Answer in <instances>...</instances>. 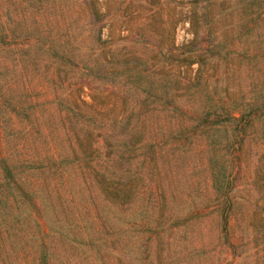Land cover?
Wrapping results in <instances>:
<instances>
[{
  "label": "rangeland",
  "instance_id": "374dc122",
  "mask_svg": "<svg viewBox=\"0 0 264 264\" xmlns=\"http://www.w3.org/2000/svg\"><path fill=\"white\" fill-rule=\"evenodd\" d=\"M138 3L101 1L100 24L115 51L137 50L148 68L165 65L193 76L195 55L185 66L177 59L186 50L195 53L196 32V46L206 47L199 60L207 87L222 99L224 91L248 90L251 74L264 70L256 64L264 60V0H162L173 10L165 31L145 19L146 7L128 15ZM88 9L80 0H0V84L14 82L13 104L5 107L11 120L1 113L2 146L16 144L5 135L17 121L19 149L39 160L21 167L20 191L6 189L0 171V264H264V127L256 122L254 134L233 139L238 143L201 151L195 99L194 114L182 115L176 96L154 122L146 119L142 134L125 136L144 93L125 82L128 99L111 105L114 97L101 89L123 84L115 71L76 68L93 62L84 53L92 43ZM31 37L51 50L19 45ZM72 41L80 42L82 55L69 60L63 47ZM187 87L195 88V78ZM172 93L169 99L179 94ZM73 123L83 124L79 136L99 134L95 162L109 180L84 176Z\"/></svg>",
  "mask_w": 264,
  "mask_h": 264
},
{
  "label": "trees",
  "instance_id": "16d2710c",
  "mask_svg": "<svg viewBox=\"0 0 264 264\" xmlns=\"http://www.w3.org/2000/svg\"><path fill=\"white\" fill-rule=\"evenodd\" d=\"M101 1L102 0H80L81 4L89 8V17L93 19L88 28L87 34V37H90L88 35L91 34L92 43L84 52L89 58L93 59V62L91 65L87 66L84 64L83 67L80 66L76 68L83 70L92 69L95 70V72L98 70V72L100 71L103 73L102 75H107L110 74V72L115 71V73L120 77L119 83L122 81L123 84H120L119 89L114 87L117 89L116 91H113L114 89L111 88L112 86H110V88L105 87L104 89H101L102 93H105L107 96L109 95L114 97V101L112 104L110 103L111 105L117 103L118 99L120 102H125V100L128 99V97H125V93L122 88L124 87L125 82L130 83V85L135 88L140 87L142 89L141 92L144 93V96H142V100L138 105V111L135 119L136 123L130 124V122H128L125 125V129L127 130L126 134H124L125 136H130L132 138L142 134L146 130V119H150L154 122L153 120L156 119L154 118L155 116H161L163 114L165 109L164 103L173 102V100L176 99V96H178V99L182 103V107L178 108L182 115L190 116V114H194L192 104L195 99V137L198 141L196 145L201 151L209 149L213 152H219L223 150L228 143H238L233 141V139L238 136L241 138L245 135L249 137L254 134L256 128L253 126L259 127L256 122H259L261 127H264V70H257L251 74L250 81L252 84L248 87V90L245 88L238 90V88H236L232 91H224V99H222L218 96L215 90L207 87L208 74L202 67L203 65L199 60V51L202 52L206 50V47L199 48V46H196V32L195 53L191 50H186V56L181 54L183 55L182 58L177 59L178 65L185 66L190 64L191 57L195 55V62L198 63L193 75L195 77L191 76V73H187L185 70L180 69L177 70L176 74L175 72H171V70H169L165 65L154 66V64H152L150 67L153 68H148V66L145 65L146 59L137 50L126 51L125 49H120L117 52L111 48L113 36L110 31L104 36L103 26L100 24L105 17V14H103L99 9ZM196 1L197 0H195V4ZM138 2L139 3L128 12V15L140 14L142 9H145L146 7V11L148 8V12L145 19L149 20V22L159 21L158 27H161L162 30L165 31L163 24L168 17L172 18L173 14H170V12L173 10L169 11L162 7V0H138ZM130 3L131 0H128V4ZM97 5L98 8L96 7ZM111 28H113V30L115 29L114 23L111 24ZM45 30L46 34L49 36L50 30ZM125 30L127 31V29ZM50 36L51 38H54L53 34ZM59 38L60 37H58V39ZM58 41L62 42L64 40ZM32 44H37L40 48L46 51L51 50L50 44L40 41L38 37H31L26 41H22L19 45H21V47L26 46L27 48H30ZM79 44L80 42L75 43L72 41L70 46L63 47V52L67 57L74 53L81 56L82 54H80L78 50ZM5 49L7 51L10 50L12 54H17V49H11L8 44L5 46ZM167 51L170 52V50ZM261 63L264 64V60L263 62H256L257 65H261ZM73 64L74 59H71L70 65L73 66ZM166 68L168 69L167 71H165ZM194 78L195 88L187 87L188 82ZM12 84H14V82L8 83L6 81L0 84V171L1 180L4 183L6 182L5 188L11 190L18 188L20 191V172L23 169H21V167H24V165L27 166L26 164L29 161V163L32 164L34 162L31 161L39 160H35L38 156L23 152L19 149L22 148L24 144H21L22 142L20 143L19 140H16L18 137H14V133H16L14 131L18 129L17 121L15 123H11L8 134L5 135L7 139L11 138L10 140L14 141L16 144L13 148L7 149L2 146V139H4L2 138V129H4L2 117L6 114L8 115L9 120H11L12 115L11 112L5 111V107L13 104L14 97L10 95V92L12 91L10 89L13 88ZM174 84H176V86ZM148 89H154L155 91H150ZM177 91L179 94H174V97H170L169 99L168 95H172V92ZM204 96L207 97L206 101L202 100ZM235 98L240 100V103L235 104L236 106H234V103H237ZM149 105L150 107H148ZM172 108L174 107L171 106V109ZM10 110L17 112L16 107L11 108ZM131 110H133V107ZM2 112L4 113L3 116H1ZM15 118L16 116L14 117V120ZM120 118L122 117L120 116ZM188 118L193 120L191 117ZM73 125L72 129L76 136H74V133L72 132L71 138L75 139L80 146V154L83 158L82 161H84V163L80 166L84 176L85 174L92 176L90 177V180L96 182L109 180L110 176H106L105 168H101V166H98L99 163L95 162V153H97V146H95V144H98L99 134H93L94 130H88L86 133H83L82 136H79L78 130L79 128H83V124L81 123L78 128H76L75 123H73ZM189 125V122H187V124L184 122L183 128L187 130ZM67 127L68 131H72L71 125ZM23 129L24 128L21 127V131ZM188 131L192 134L194 133L193 129H188ZM221 132H223L224 135H221ZM118 135H122V132L118 133ZM110 137L112 138L113 136ZM216 137L221 139L218 142H214V138ZM200 138L201 140H198ZM229 138L230 141H228ZM115 139L119 143V138L115 137ZM125 140L126 139H123L124 142ZM127 141V144H123L126 145L125 151L128 152L132 145L130 146L129 138ZM109 143H112V141ZM111 145L113 146V143L110 144V146ZM236 150V147H232L230 153H235L237 157L238 154ZM40 162H43V160ZM223 183L221 184L223 185ZM8 201L10 204L13 203L10 200Z\"/></svg>",
  "mask_w": 264,
  "mask_h": 264
}]
</instances>
